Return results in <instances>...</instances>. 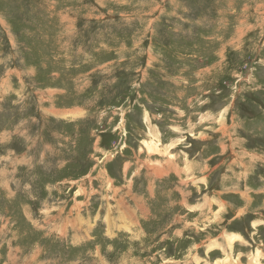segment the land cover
Instances as JSON below:
<instances>
[{
    "label": "rangeland",
    "instance_id": "obj_1",
    "mask_svg": "<svg viewBox=\"0 0 264 264\" xmlns=\"http://www.w3.org/2000/svg\"><path fill=\"white\" fill-rule=\"evenodd\" d=\"M254 257L264 0H0V264Z\"/></svg>",
    "mask_w": 264,
    "mask_h": 264
},
{
    "label": "bare ground",
    "instance_id": "obj_2",
    "mask_svg": "<svg viewBox=\"0 0 264 264\" xmlns=\"http://www.w3.org/2000/svg\"><path fill=\"white\" fill-rule=\"evenodd\" d=\"M143 143L145 144V146L147 147V149H148L150 152H153V151L156 150V148H158V147L156 146V143H155L154 140H152V141H147V142L144 141ZM230 247H231V246H230ZM253 262H254V264H258V260L256 259V257L253 258Z\"/></svg>",
    "mask_w": 264,
    "mask_h": 264
}]
</instances>
